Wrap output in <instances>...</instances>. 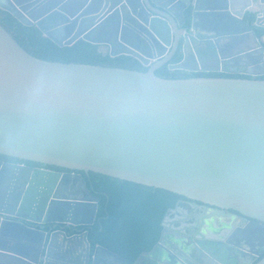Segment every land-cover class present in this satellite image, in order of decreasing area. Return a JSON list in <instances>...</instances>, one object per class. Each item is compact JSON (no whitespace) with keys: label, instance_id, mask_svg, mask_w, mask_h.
<instances>
[{"label":"water","instance_id":"obj_1","mask_svg":"<svg viewBox=\"0 0 264 264\" xmlns=\"http://www.w3.org/2000/svg\"><path fill=\"white\" fill-rule=\"evenodd\" d=\"M0 10L39 27L61 47L83 39L148 68L45 61L0 24V155L165 189L264 228V80L156 75L165 65L171 71L226 72L225 63L238 58H249L246 68L264 67V0H0ZM180 47L182 61L171 63ZM246 74L255 78L264 71ZM9 169L3 168L0 182L12 175ZM45 174L31 197L8 186L0 192V256L14 264H80L72 258L73 237L63 227L67 242L57 239L54 229L92 225L96 210L88 221L78 220V208L91 201H68L56 191L44 196L42 206L41 187L63 181L58 172ZM38 210L43 215L32 220ZM172 213L163 219L159 242L134 262L103 246L97 250L115 264L184 260L172 258L169 251L175 250L164 243ZM46 224L53 228L45 231ZM79 237L91 264L88 233ZM244 262L264 264V257Z\"/></svg>","mask_w":264,"mask_h":264},{"label":"flooded vegetation","instance_id":"obj_2","mask_svg":"<svg viewBox=\"0 0 264 264\" xmlns=\"http://www.w3.org/2000/svg\"><path fill=\"white\" fill-rule=\"evenodd\" d=\"M179 50L182 53L181 47ZM256 56L257 55H255V57ZM246 62H250L249 58L248 60L247 58L235 59L233 62L230 61L225 63L224 70L229 68L230 70H233V72L245 74H250L254 71H264L262 65L246 68L242 65ZM6 166H10L7 174L10 175L12 172V175L9 177H7V175L2 177L0 182V192L8 186V189H11L14 193L18 191V194L26 193L31 197L35 194L36 185L40 183L41 178L46 175L45 172L52 171L62 174L63 181L54 185L53 188L50 186V183L45 187H41L40 203L42 206H44L45 203L44 196H50L49 193L51 191L60 193L68 201L73 199H78V202L91 201L87 203L88 206L86 208L83 206L78 208L81 212L78 220L88 221V214L95 209L96 216L92 225L75 226L71 224H58L57 228L54 229V232H60L58 237H56L57 239L67 242V238L62 234L63 231L69 236V238L73 237V241L71 242L75 244L76 249L73 252L72 258H77L76 260L80 262V264H86V248L83 249L84 239L79 236L84 232H87L89 240L90 230L96 222L100 220L99 214L102 211V199L92 192V189L88 186L86 181L88 178L89 180H92L89 173L0 155V174ZM83 183H86L91 194L85 190ZM195 203V201L188 198L180 199L175 208L172 209L173 213L169 216L168 221L166 222L167 233L164 237V243L175 250L174 252L169 251L172 258H184V260L180 259L179 262H176L175 264H197L188 259L186 261L185 258H213L215 263L210 261L212 264H219L218 258H222L221 263L224 264H233L232 262L234 261L232 260L235 259L238 264H245L244 261H247V258H251L252 256H254V258H261L264 255V228L260 222L245 218L234 211H227L226 214L230 213L231 215H225L224 217L218 215L221 214V210L216 207L209 206L202 202H197V205H195ZM105 210H107V207ZM23 214L26 215V212H23ZM42 215L43 213L38 210L36 213L34 212L31 214L30 218L35 220ZM27 224L32 228L42 229L41 226L33 222L27 221ZM43 227L45 231H49L50 228H53V224H46L43 225ZM63 227L64 230L62 231ZM161 237L162 232L160 239ZM68 244L71 243L69 242ZM100 246L102 245L99 244L93 246L91 243V255L93 257L91 264L94 261H105V258H103L104 256L112 257L100 249L97 250V247ZM109 250L114 254L121 255L114 250ZM207 250H210L213 255H210ZM202 261L204 262V259H202Z\"/></svg>","mask_w":264,"mask_h":264},{"label":"trees","instance_id":"obj_3","mask_svg":"<svg viewBox=\"0 0 264 264\" xmlns=\"http://www.w3.org/2000/svg\"><path fill=\"white\" fill-rule=\"evenodd\" d=\"M0 24L32 56L51 62L101 65L146 72L132 56L111 57L100 51V46L80 39L70 46H59L37 26H26L11 14L0 10ZM261 36V33L258 32ZM180 50L172 63L182 61ZM165 79L227 78L258 79L245 73L233 72L229 68L219 73H189L171 71L165 65L156 71ZM86 180L92 192L102 199L100 220L91 228L89 240L93 246L102 245L114 250L134 262L143 251H151L159 241L162 221L169 210L175 208L180 199L186 197L171 191L121 180L107 175L89 172ZM107 207V210L105 208ZM145 238V239H144ZM264 257V255L262 256ZM261 257V258H262ZM259 258V259H261Z\"/></svg>","mask_w":264,"mask_h":264},{"label":"crops","instance_id":"obj_4","mask_svg":"<svg viewBox=\"0 0 264 264\" xmlns=\"http://www.w3.org/2000/svg\"><path fill=\"white\" fill-rule=\"evenodd\" d=\"M100 51H101L104 55L110 53V49H109V47H108V46H105V45L100 46ZM242 65H244V63H243ZM259 65H262V64L259 63ZM262 66H263V65H262ZM237 67H238V66H237ZM83 249H85V246H84ZM103 258H105V256H104ZM105 261L108 262L109 264H115L114 259H113V258H110V257H106V258H105ZM5 262H6V263H5ZM3 263H4V264H7V263H8V264H14V261L9 260V259H6V257L0 256V264H3ZM18 264H23V263H21V262L18 261Z\"/></svg>","mask_w":264,"mask_h":264}]
</instances>
